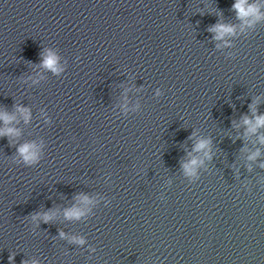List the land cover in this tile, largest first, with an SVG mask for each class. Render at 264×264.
Masks as SVG:
<instances>
[{"label":"water","instance_id":"water-1","mask_svg":"<svg viewBox=\"0 0 264 264\" xmlns=\"http://www.w3.org/2000/svg\"><path fill=\"white\" fill-rule=\"evenodd\" d=\"M235 3L0 0V264H264V0Z\"/></svg>","mask_w":264,"mask_h":264},{"label":"clouds","instance_id":"clouds-1","mask_svg":"<svg viewBox=\"0 0 264 264\" xmlns=\"http://www.w3.org/2000/svg\"><path fill=\"white\" fill-rule=\"evenodd\" d=\"M232 7L237 12L238 18L245 20L246 22H249L246 20V18L248 17L254 16L256 19L261 18L258 8L254 5L248 6L247 0H236V3ZM209 31L216 32L217 35L215 38L221 39L226 34H232L234 32V27L225 24H216L212 28H210ZM43 66L47 69L52 70L53 72H58L61 70L58 67V57L52 51H48L47 55L43 58ZM17 111L22 114L25 122L30 119V112L28 109L18 107ZM0 120H3L5 125H8L11 121L15 120V116L9 115L6 112H0ZM243 122L245 125L248 126V131L254 133L256 132L257 128L264 126V116H256L254 123L252 120L245 117ZM19 134V130L12 127H5L3 129H0V136L15 137L19 136ZM261 142H264V137L261 138ZM209 143L210 142L208 140L198 141L195 144L194 151L200 152L206 150L208 148ZM17 153L26 165H34L40 159L38 148L36 144L32 142H26L20 145L17 149ZM258 154L259 153H254L252 156L249 157V159H255ZM205 155H207V152H205ZM200 163H202V161H198L195 158L192 159L190 162L185 163L183 165L185 175L190 177L195 176L196 168ZM84 199L85 202H87V198ZM81 215H83L82 211L76 208L69 209L65 212L66 218L69 219L79 218ZM38 218L42 219L45 223H47L52 219V215L49 213H44L42 216L40 214H35L32 216L33 220H36ZM61 235L63 236V233H61ZM76 242L82 244L83 240L78 239ZM13 260L14 257L9 256V264H11ZM24 264H26V262H24Z\"/></svg>","mask_w":264,"mask_h":264}]
</instances>
